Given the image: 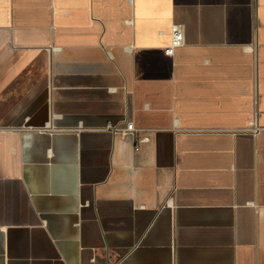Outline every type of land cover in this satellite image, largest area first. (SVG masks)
<instances>
[{
    "label": "crops",
    "instance_id": "0c3cea01",
    "mask_svg": "<svg viewBox=\"0 0 264 264\" xmlns=\"http://www.w3.org/2000/svg\"><path fill=\"white\" fill-rule=\"evenodd\" d=\"M0 264H264V0H0Z\"/></svg>",
    "mask_w": 264,
    "mask_h": 264
},
{
    "label": "built area",
    "instance_id": "2783aa9c",
    "mask_svg": "<svg viewBox=\"0 0 264 264\" xmlns=\"http://www.w3.org/2000/svg\"><path fill=\"white\" fill-rule=\"evenodd\" d=\"M184 42L185 35L183 26L179 24L174 25L171 34V45L166 49V54L170 56L174 55L176 49L182 47ZM110 128L114 131H121L124 133L135 131L134 124L132 123H129L125 128H118L115 126H110ZM261 129L262 128L258 125L257 116L255 114L245 131L256 135L261 131Z\"/></svg>",
    "mask_w": 264,
    "mask_h": 264
}]
</instances>
